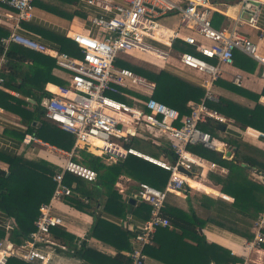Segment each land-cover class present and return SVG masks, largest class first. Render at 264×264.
Returning a JSON list of instances; mask_svg holds the SVG:
<instances>
[{"label":"built area","instance_id":"2783aa9c","mask_svg":"<svg viewBox=\"0 0 264 264\" xmlns=\"http://www.w3.org/2000/svg\"><path fill=\"white\" fill-rule=\"evenodd\" d=\"M240 1L242 8L249 12V24L256 25L264 0ZM80 2L97 7L103 13L90 16V27L71 36L77 49L70 53L49 46L21 31V21L33 17L35 0H0V5L16 11V23L10 35L2 38L6 49L10 43H18L53 57L57 66L68 72L65 83L55 86L56 91L48 90L52 95L44 98L42 105L46 118L75 136L73 148L61 151L64 163L61 164L62 169L51 177L53 195L49 202L40 205V214L34 222L36 229L20 245H13L0 237V264H5L10 256H17L34 264H50L51 251L46 247H67L63 241L52 238L51 229L63 225V218L53 212L54 202L77 194L67 181L68 173L87 183L98 180V172L77 158L78 150L83 148L95 153L91 150L95 141L102 142V146L95 148L101 151L98 155H105L107 164L133 155L170 171L164 189L141 182L133 195L138 201L149 203L152 210L150 218L139 226L135 236L136 246L128 254L131 260L125 264H144L147 258L144 247L151 242L157 228H173L169 217L162 214L168 193L192 190L205 192L203 186L208 185L203 182L206 173L219 169L218 163L192 151L189 145L202 146L225 159L233 158V146L220 135L201 126L209 119L228 122L217 107L219 98L212 90L214 81L221 75V64L232 65L236 51L240 50L261 65V76L264 78V55L259 52L257 44L242 34L237 24L231 27L214 26L211 0ZM171 12L177 13L181 23L197 34L181 36L176 31L172 35V38L179 37L194 46L200 53L181 52L179 62L185 68L207 75L201 83L205 88L204 96L200 101H189V112L183 116L177 108L153 95L156 89L154 82L128 67L115 64L120 53L133 50L155 52L166 59L169 52L152 40L159 42L154 37L157 19ZM101 28L106 29L103 37L99 33ZM6 64L7 57L4 53L0 56V89L4 90L8 89L4 86L5 78L1 71ZM232 81L240 86L243 79L240 74H234ZM1 110L0 107V112ZM244 133L247 137L264 140V128L249 124ZM134 137L170 146L177 155L175 163H171L163 155L156 156L129 145ZM23 140L25 143L40 141L30 133H26ZM227 151H232V155L228 156ZM251 176L253 180L264 183V171L254 170ZM220 195L222 198L226 196L224 193ZM2 227L10 232L13 223L8 221ZM253 231V244H264V211L254 223ZM247 246H251V243ZM223 264L246 263L240 261Z\"/></svg>","mask_w":264,"mask_h":264},{"label":"trees","instance_id":"16d2710c","mask_svg":"<svg viewBox=\"0 0 264 264\" xmlns=\"http://www.w3.org/2000/svg\"><path fill=\"white\" fill-rule=\"evenodd\" d=\"M62 1L76 3L80 0ZM35 5L70 19L75 15L82 18L87 16L83 11L76 10L74 13H70L45 3L43 0H35ZM30 26L32 25L28 20L21 21L22 30L24 27L30 28ZM37 32H40L43 37L57 41V45H55L57 48L70 53L77 49L76 43L65 34L43 28L38 29ZM10 33L9 30L0 28V56L5 53L7 57V64L1 71V75L4 76V86L8 89H0V107L18 114L22 122L27 125L26 133H34L43 141L70 151L74 146L75 136L46 118L42 105L43 99L52 95L46 90V84L48 82L55 84L64 82L63 79L53 74V69L56 67L55 59L14 42L10 43L6 49L2 38L8 37ZM188 46L178 39L175 40L177 49L183 52L197 53L194 46ZM124 55L127 54L120 53L115 64L120 67H128L154 82L156 89L153 95L158 100L177 108L182 116L189 112V101H200L205 94L203 86L186 77L167 68L158 70L145 68L126 60L123 58ZM234 64L250 71H254L257 67V61L239 51L235 53ZM154 67L156 66L154 65ZM214 86L216 88L223 87L255 101V105L250 107L226 95L218 96V93L212 89L218 96L219 103L252 119L245 126L254 125L255 121L257 124H264V104L260 102V97L264 96V89L262 93H256L224 78L216 79L213 83ZM12 91L18 92L19 96L13 94ZM28 98H33L35 103L32 104ZM29 104L32 107L31 110L27 108ZM253 120L255 121L253 122ZM35 122H40V124L36 126ZM201 126L205 130H218L217 122L213 119L207 120ZM212 133L217 134V132ZM24 135L25 132H21L20 139ZM227 139L232 146L236 147L232 159H225L220 154L199 145H189V148L219 164V169L209 172V177L221 186L223 193L232 196L234 201L229 202L222 198L218 200L201 194L198 203L207 210L206 218H203L194 208L189 196H187L189 208L185 210L174 201H170L173 192H169L162 214L169 217L176 229L158 227L151 242L144 247L146 255L173 263L176 258L182 260L178 256L168 255L169 252H175L189 258L188 263L182 260L184 264H211L212 261L214 264H223L242 261V258L234 255L228 248L208 241L200 231L205 222L211 221L235 234L253 239L254 223L264 211V184L253 180L249 173L250 168L264 171V148L246 142L235 135H231ZM129 145H134L144 152L156 156L163 155L171 163H175L177 158L170 146L159 145L144 138H134ZM78 151L81 152L80 161L98 172V180L91 184L89 190L84 180L68 173L67 181L77 194L67 196L64 200L76 209L91 214L94 217L92 235L103 242L114 245L117 248V253L115 255L105 254L88 247L85 241H82L78 246L73 241L74 236L62 228L53 227L51 232L73 249V252H68L72 256L85 259L93 264L129 263L130 256L123 254L122 251L132 249L130 239L136 236L137 232L113 219L110 220L107 215L125 218L127 213H131L147 220L151 216L152 206L144 201L131 203L130 198H124L123 194L119 192L116 184L122 175H128L137 181V185H134L136 190L141 182L164 189L170 177V171L133 155L113 164H107L101 155L94 154L84 148ZM0 159L9 164L21 165L46 177V182L41 184L15 171H5L0 168V212L11 218L13 223V229L10 232L0 226V237L20 245L36 229L34 222L40 214V205L49 202L53 195L51 177L60 171L62 166L44 158L29 159L22 154H10L3 151H0ZM78 194L86 199L81 198ZM103 196H106V200L102 210L99 211L97 205ZM262 246L264 247V244ZM57 250L60 251L61 248H57ZM5 264L34 263L17 256H10ZM144 264H146V260Z\"/></svg>","mask_w":264,"mask_h":264},{"label":"crops","instance_id":"0c3cea01","mask_svg":"<svg viewBox=\"0 0 264 264\" xmlns=\"http://www.w3.org/2000/svg\"><path fill=\"white\" fill-rule=\"evenodd\" d=\"M43 1H45V3L62 8L63 10H66L67 12L70 13H74L76 10H80L87 14L86 18H82L75 15L70 19L60 16L56 13L48 11L34 4L33 17L30 20H28L32 26H30V28L24 27V29L23 30L21 29V31L33 38L43 41L49 46L55 47V45H57V41L50 39L48 37H43L40 32L39 33L37 32L38 29L43 28L46 30L59 32L71 38V36L74 33L84 32L86 28L90 27L91 25L89 22L90 16L103 13L97 7L87 6L86 4L80 1L76 3L66 2L62 0H43ZM210 3L211 6L213 7L212 21L214 26L231 27L234 26V24H237V27L240 30V32L248 36L254 43H256L258 48H260V45L262 47L264 46L263 43L264 2L261 3V7H262L261 15L256 25L249 24V12L245 11L242 8V1L240 0L237 2H230L227 0H211ZM176 18H178V22H176ZM15 23H16V11L11 8L0 5V28L9 30V32H11ZM157 23H158L156 27L157 32L154 34V37L158 39L159 42L154 40H152V42L158 44L161 48L168 51L169 56L166 59H163L159 57L155 52H150V53L143 52V53L150 55V57H153V59L156 60L155 64L153 65H155L157 68L159 69L166 68V63H170L167 69L201 85L204 77L203 78L197 77L198 72L196 70L183 67L178 60L179 54L183 51L175 47V40L178 39L183 43L186 42L180 39L179 37L175 39L172 38V35L176 31H179L181 36L195 35L196 32L194 30L191 29L189 30L188 28H186L181 23V18L179 15L162 16L157 20ZM148 40L151 41L150 39ZM186 45L188 46L190 44L186 43ZM189 47L190 46H188V48ZM137 51L138 50H133L126 54L132 56L134 59L148 60V58L137 56L136 53L140 52ZM238 51L245 54L243 51L240 50ZM196 52H197L196 54H200L197 50ZM128 61L135 64L138 63L133 59H130ZM220 69H221V75L219 78H224L228 81L233 82L232 78L234 74H240L243 79L242 84L240 86L245 87L256 93L263 92L264 78H262L261 76L260 69L262 68L258 62H257V67L254 71L245 69V67L241 68L239 66H236L234 63L232 65L221 64ZM53 74L63 79L64 80L63 83H65L66 81L65 78L68 76V72L64 69L59 68L57 64L56 67L53 69ZM57 85L58 84L48 82L45 88L46 90L51 89L53 91H56L57 89L55 86ZM212 89L218 93V96L226 95L250 107H253L255 105L254 100H251L246 96L234 93L232 91H228L223 87L216 88V86H214L212 87ZM12 93L19 96L18 92L12 91ZM263 98L264 96L260 97V102L262 104H264ZM31 99L34 100L33 98H28V100L32 104H34L35 100L32 101ZM217 107L219 109L221 108L222 112L230 116V118L228 117L229 122H225V123L217 122V124L222 123L225 125V129L224 130L220 129L218 135H220L227 141H229L227 138H229V136L231 135L239 136L241 139L245 140L246 142L264 148V140L256 139L255 137H250V136L247 137L244 133L246 126L245 123L243 122L246 123L250 122L249 120H252L250 117L235 110L229 109L228 107L224 106L221 103H219ZM27 108L30 110L32 109L30 104L27 105ZM254 121L255 120H253V122ZM39 124L40 122H35L36 126ZM254 125H256L257 127L264 128V124L262 125V123L261 124L254 123ZM26 130H27V125L22 122V119L18 114L7 111L4 108H2L0 112V151L10 154H22L29 159L44 158L58 164L64 163V156L61 152L64 149L53 146L50 143L45 142L40 138H39L40 140L39 142H32V143H25L23 140L24 137L20 139L19 137L20 133L25 132L26 134ZM251 131L254 130L251 129ZM32 134L35 135L34 133ZM235 151H233V153H235ZM98 154H101V151ZM0 168L5 171H15L41 184H44L46 182V177L44 175L36 171H33L31 169H28L26 167H23L21 165L9 164L1 159H0ZM254 170L255 169H251V168L249 169L250 176L252 175V172ZM215 171L217 170L209 171V172H215ZM209 172L206 173V179H204L203 182H205L206 180L212 185L208 186L209 184L205 182L206 184H208L203 186L205 192L194 191V190L190 192L182 191L184 194H181V191L173 192V195L170 196V201H174L180 207L184 208L185 210H188L189 203L187 201V196H189L198 214L203 218H206L207 214L205 212L207 210L200 203H198L200 201L199 199L201 197V194H205L219 200L220 198H222L220 197L221 196L220 194L223 193L221 186L217 185L216 183H213V180L209 177ZM92 183H88V184L91 185ZM134 185L135 186L137 185V181H135V179L131 178L128 175H122L119 178L116 187L119 190V192L123 194L124 198L125 197L135 198L133 196L136 191ZM88 189L90 190V187H88ZM225 195L226 196L222 199L227 200L229 202L234 201V198L232 196L228 194ZM83 199H86V197L85 198L83 197ZM105 200H106V196H103L101 202L97 205L99 211L102 210ZM136 201L138 200L136 199ZM53 212L56 215L63 218V225L58 226L57 228H62L67 232H69L70 234H72L74 236L73 241L76 244H78V246L81 245L82 241H85L88 247L101 251L105 254L115 255L117 253V248L114 245L103 242L102 240L92 235L91 229L94 222V217L91 214L76 209L75 207L68 204L64 199L54 202ZM107 216L110 220L113 219L121 225H125L132 230L134 229L135 232L137 233L139 230L138 229L139 226L145 221V219L139 218L137 215L131 213H127V216L125 218L109 215V214ZM8 221H11V218L6 216L3 212H0V226L5 225ZM174 229L176 228L175 227L170 228V230H174ZM200 231L206 236L208 241L218 243L228 248L229 250H231V252L234 255H237L238 257L242 258V262L246 264H264V247L262 245L260 246L254 245L252 242L253 239H248L238 234H235L227 230L226 228H223L211 221L205 222L203 227L200 229ZM51 234L54 240L61 241V239L56 238L52 232ZM10 243L15 245L12 242ZM130 243H131V248L133 249L136 246L135 236H133L130 239ZM249 243H251V246H247V244ZM57 248H61V250L58 251ZM46 249H49L51 251L52 260L50 264H93L85 259H80L78 257L70 255V253L68 252H73V249L68 247V245L66 248L56 245L53 247H46ZM131 250L130 249L123 250L122 253L128 255L131 252ZM168 255L178 256L182 260H185L187 263L190 261L188 257L184 255L182 256L175 252H171V253L169 252ZM182 260H178V258H176L173 263H170L168 261H165L164 259H157L147 255L146 264H184ZM211 264H214V262L212 261Z\"/></svg>","mask_w":264,"mask_h":264},{"label":"rangeland","instance_id":"374dc122","mask_svg":"<svg viewBox=\"0 0 264 264\" xmlns=\"http://www.w3.org/2000/svg\"><path fill=\"white\" fill-rule=\"evenodd\" d=\"M166 15H178L177 13H175V12H171V13H168V14H166ZM166 15H164V16H166ZM176 17H178V16H176ZM158 20V19H157ZM163 22H164V20H163ZM176 22H178V18H176ZM190 30V29H189ZM192 30V29H191ZM99 33H100V36L101 37H103L105 34H106V29H104V28H101V29H99ZM195 35H197V34H195ZM263 43H264V40H263ZM139 51V50H138ZM137 51V52H138ZM259 52L261 53V54H263L264 55V46L262 47L261 45H260V48H259ZM136 55L137 56H140V57H144V58H148V60L147 59H145V60H141V59H134L132 56H130V55H124L123 56V58H125L126 60H130V59H133V60H135L136 62H138L137 64H139V65H141V66H144L145 68H148V69H152V70H158L159 68H157V67H154V65L153 64H155V61L156 60H154L153 59V57H150V55H147V54H145V53H143L142 51H140V52H138V53H136ZM141 62V63H140ZM169 64L170 63H166V68L167 67H169ZM163 65H165V64H163ZM163 65H160V66H163ZM134 71V70H133ZM136 72V71H135ZM207 75L206 74H204V73H202V72H198L197 73V77H199V78H203V77H206ZM222 109L220 108V112L223 114V115H225L226 116V118H227V120H228V122H229V119H228V117L230 118V116L228 115V114H225L224 112H222L221 111ZM232 117V116H231ZM237 121V120H236ZM243 123H245V124H247L246 122H243ZM255 123V122H254ZM257 124V123H256ZM210 131H212V132H217V134H219V132H220V129L218 128V130L216 129V131H213L212 129H209ZM134 139V138H133ZM160 145H162V144H160ZM95 146L96 145H94V147H92L91 148V150H94L95 151V153L94 154H97L98 155V153L100 152L98 149H96L95 148ZM84 149H86V150H88L87 148H84ZM105 161H106V159L104 158L105 157V155L103 154L102 156H101ZM77 158L80 160L81 159V152L80 151H78V156H77ZM156 165V164H155ZM136 181V180H135ZM133 182H134V180H133ZM205 182L206 183H208L209 185H212V184H210L209 182H207L206 180H205ZM85 183V182H84ZM87 183V182H86ZM213 183H215V181H213ZM88 184V183H87ZM91 185L90 184H88L86 187L88 188V187H90ZM220 187V186H219ZM181 194H184L182 191H181Z\"/></svg>","mask_w":264,"mask_h":264},{"label":"water","instance_id":"95a60500","mask_svg":"<svg viewBox=\"0 0 264 264\" xmlns=\"http://www.w3.org/2000/svg\"><path fill=\"white\" fill-rule=\"evenodd\" d=\"M227 1H230V2H237L238 0H227ZM31 100H32V99H31ZM32 101H34V100H32ZM217 127H218L219 129H221V130H224V129H225V125L222 124V123H218V124H217ZM235 150H236V148L234 147L232 151H235ZM232 151H227L226 154H227L228 156H230V155H232ZM181 170H184V169L181 168ZM130 202H131V203H135V202H136V199L133 198V197H131V198H130Z\"/></svg>","mask_w":264,"mask_h":264},{"label":"bare ground","instance_id":"6f19581e","mask_svg":"<svg viewBox=\"0 0 264 264\" xmlns=\"http://www.w3.org/2000/svg\"><path fill=\"white\" fill-rule=\"evenodd\" d=\"M94 145H96V146H101V145H103V144H102V142H100V141H95V142H94Z\"/></svg>","mask_w":264,"mask_h":264}]
</instances>
